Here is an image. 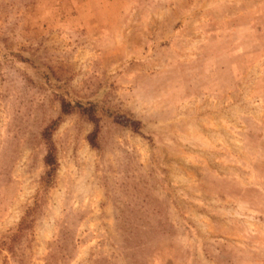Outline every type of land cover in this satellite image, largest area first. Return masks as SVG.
I'll return each mask as SVG.
<instances>
[{"label": "rangeland", "instance_id": "1", "mask_svg": "<svg viewBox=\"0 0 264 264\" xmlns=\"http://www.w3.org/2000/svg\"><path fill=\"white\" fill-rule=\"evenodd\" d=\"M0 264H264V0H0Z\"/></svg>", "mask_w": 264, "mask_h": 264}, {"label": "trees", "instance_id": "2", "mask_svg": "<svg viewBox=\"0 0 264 264\" xmlns=\"http://www.w3.org/2000/svg\"><path fill=\"white\" fill-rule=\"evenodd\" d=\"M62 103H63L62 112L64 115H70L74 113V109H72L71 104H68L67 102H62ZM95 110L96 109L93 106H87L86 108L83 106H79L77 109L78 113L83 118H86L89 122L93 123L96 126L97 132H98L99 120H98ZM57 125H58L57 122L52 123L43 133V139L45 140L48 146V153L45 159V166H46L47 171H46L45 177L42 179L44 188H48L50 186L59 168L57 150L52 140V136H53V133ZM93 138L97 144V134H94ZM94 141H91V142H92V145L95 146ZM22 226H23V223H22Z\"/></svg>", "mask_w": 264, "mask_h": 264}]
</instances>
